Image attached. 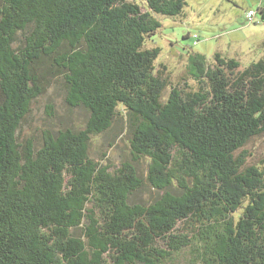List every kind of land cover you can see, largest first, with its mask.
<instances>
[{
    "label": "trees",
    "instance_id": "trees-1",
    "mask_svg": "<svg viewBox=\"0 0 264 264\" xmlns=\"http://www.w3.org/2000/svg\"><path fill=\"white\" fill-rule=\"evenodd\" d=\"M186 4L0 0V264H264V158L247 149L264 57L192 53L175 83L150 42ZM52 78L89 120L23 139ZM119 121L132 158L112 167L90 146ZM146 186L162 194L133 200Z\"/></svg>",
    "mask_w": 264,
    "mask_h": 264
},
{
    "label": "rangeland",
    "instance_id": "rangeland-1",
    "mask_svg": "<svg viewBox=\"0 0 264 264\" xmlns=\"http://www.w3.org/2000/svg\"><path fill=\"white\" fill-rule=\"evenodd\" d=\"M186 1L182 15H158L162 26L150 42L151 46L161 47L159 62L168 66L169 75L175 83L185 78L188 55L192 53H201L210 59L216 51H220L238 58L243 65L264 57V20L250 23L246 17L247 11L257 9L261 0ZM44 86V94L33 103L28 120L23 125L22 138L35 137L40 142L42 131L46 129L84 128L89 113L84 108L68 105L62 80L52 78ZM122 128L123 123L119 121L108 132L93 136L90 156L112 167L130 161V142ZM247 149L252 153L249 163L263 159L264 135L254 138ZM147 168L148 160L144 158L139 164L144 177L147 176ZM159 194L162 192L146 186L134 194L133 200L150 203ZM182 261L183 258L178 257L169 264H181Z\"/></svg>",
    "mask_w": 264,
    "mask_h": 264
},
{
    "label": "built area",
    "instance_id": "built-area-1",
    "mask_svg": "<svg viewBox=\"0 0 264 264\" xmlns=\"http://www.w3.org/2000/svg\"><path fill=\"white\" fill-rule=\"evenodd\" d=\"M246 17H247V20L250 21V23H253L255 21V17H256V10H254V9L248 10Z\"/></svg>",
    "mask_w": 264,
    "mask_h": 264
}]
</instances>
